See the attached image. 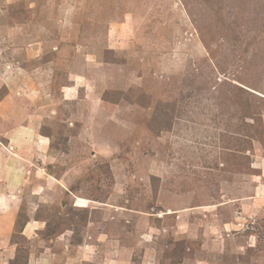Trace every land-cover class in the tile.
Listing matches in <instances>:
<instances>
[{
    "label": "rangeland",
    "instance_id": "374dc122",
    "mask_svg": "<svg viewBox=\"0 0 264 264\" xmlns=\"http://www.w3.org/2000/svg\"><path fill=\"white\" fill-rule=\"evenodd\" d=\"M0 264H264V0H0Z\"/></svg>",
    "mask_w": 264,
    "mask_h": 264
},
{
    "label": "crops",
    "instance_id": "0c3cea01",
    "mask_svg": "<svg viewBox=\"0 0 264 264\" xmlns=\"http://www.w3.org/2000/svg\"><path fill=\"white\" fill-rule=\"evenodd\" d=\"M9 204H10L9 206H13V205H14V203H13V202H10Z\"/></svg>",
    "mask_w": 264,
    "mask_h": 264
}]
</instances>
